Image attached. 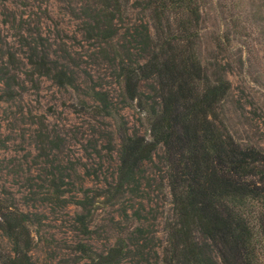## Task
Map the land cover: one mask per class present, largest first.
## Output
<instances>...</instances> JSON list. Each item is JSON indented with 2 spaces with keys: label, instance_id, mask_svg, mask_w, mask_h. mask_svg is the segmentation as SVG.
Instances as JSON below:
<instances>
[{
  "label": "rangeland",
  "instance_id": "1",
  "mask_svg": "<svg viewBox=\"0 0 264 264\" xmlns=\"http://www.w3.org/2000/svg\"><path fill=\"white\" fill-rule=\"evenodd\" d=\"M195 3L200 19L190 34L197 56L209 78L219 71L229 82L220 107L223 127L243 147L264 153V0ZM98 7L100 0H0V64L6 65L0 79V204L34 216L30 254L37 264H86L89 259L74 251L77 242L105 253L120 238L129 245L138 227L160 257L172 213L167 181L157 168L158 148L153 162L141 167L135 191L94 198L89 236L72 225L80 208L70 200L114 183L121 135L149 138L146 111L155 82L139 81L137 96L125 99L118 60L121 46L128 47V31L151 22L150 15L135 0L121 4L113 21L117 33L103 42L88 38L84 29ZM175 17L172 12L162 19L165 31L169 23L176 26ZM40 54L68 65L75 85L59 86L36 72L30 60ZM93 90L105 97L106 111L97 112L103 102L92 97ZM60 176L63 205L48 194L49 181ZM11 247L0 231V264Z\"/></svg>",
  "mask_w": 264,
  "mask_h": 264
},
{
  "label": "trees",
  "instance_id": "2",
  "mask_svg": "<svg viewBox=\"0 0 264 264\" xmlns=\"http://www.w3.org/2000/svg\"><path fill=\"white\" fill-rule=\"evenodd\" d=\"M127 1L100 0V7L84 24L87 37L111 40L117 33L113 24L116 12ZM135 2L149 13L151 22L128 31V47L136 50L140 60H133L123 44L118 76L125 99L137 96L139 81L154 80L152 103L146 111L149 138L137 133L121 135L114 183L102 192L90 195L85 190L80 198L71 199L80 208L72 225L89 236L94 198L113 199L125 188L135 191L141 167L153 162L158 148L162 151L157 156L161 168H157L167 181L172 213L165 224L160 257L147 231L140 227L131 232L129 245L120 238L105 253L96 254L88 243L79 241L74 251L79 259H89L86 264L122 260L129 264H264V153L253 146L243 147L223 127L220 107L229 82L219 71L209 78L197 56L190 31L200 19L198 6L195 0ZM172 12L176 26L172 29L169 23L165 31L162 19ZM37 57L30 60L36 72L59 86L75 85L68 65H59L46 54ZM5 69L0 64V79ZM93 95L103 102L97 112L106 111L109 104L103 94L93 90ZM61 181V176L50 180L48 194L63 205L67 200L62 197ZM9 207L0 204V231L12 245L1 264H37L30 254L29 225L34 216Z\"/></svg>",
  "mask_w": 264,
  "mask_h": 264
}]
</instances>
